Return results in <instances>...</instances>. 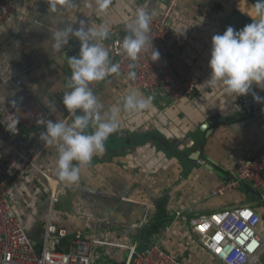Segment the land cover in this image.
Here are the masks:
<instances>
[{"label":"crops","instance_id":"1","mask_svg":"<svg viewBox=\"0 0 264 264\" xmlns=\"http://www.w3.org/2000/svg\"><path fill=\"white\" fill-rule=\"evenodd\" d=\"M11 1L15 13L0 25V90L16 104L33 98L53 120L68 116L62 96L71 72L61 55H78L80 45L73 39L62 54L54 53L50 29L75 26L81 19L91 28L107 26L109 37L100 42L106 49L113 39L130 34L139 9L159 14L167 2L111 0L107 9L100 10L96 0H75V7L61 0ZM240 3L248 4L246 0H177L175 26L187 42L194 95L172 99L162 90L140 92L153 98L151 106L128 112L123 101L130 88L119 77L111 74L90 85L95 86L102 111L119 105L121 112L118 130L106 140L104 153L81 167L78 183L59 179L57 145L39 140L44 127L14 135L0 123V140L8 145H0L2 157L17 163L9 146L21 153L32 149L38 153L39 170L66 187L50 209L49 185L39 172L30 170L9 194L20 224L37 246L50 221L66 232L57 246L59 252L68 250L76 231L94 241L91 264H124L130 247L141 251L154 243L182 264H219L194 238L190 221L242 206L256 209L263 217L264 200L250 196L248 189L209 196L210 190L235 177L240 165L264 147V104L255 103L251 94L235 98L222 83H205L211 75L212 37L229 26L240 30L253 22ZM50 4L56 5L55 12ZM253 92L264 97L260 88L254 86ZM50 104L57 105L58 111L52 112ZM4 107L11 108L8 103ZM216 117L233 120L212 125ZM261 192L264 198V189ZM261 228L264 237V222Z\"/></svg>","mask_w":264,"mask_h":264},{"label":"built area","instance_id":"2","mask_svg":"<svg viewBox=\"0 0 264 264\" xmlns=\"http://www.w3.org/2000/svg\"><path fill=\"white\" fill-rule=\"evenodd\" d=\"M177 0H167L159 14L152 13L149 38L159 51L160 59H151L152 47L145 48L135 61L131 60L122 47L124 38H115L106 46L110 61L119 66L116 75L130 89L154 93L165 91L172 99L188 98L195 94L194 71L187 57V42L182 31L175 26L174 12ZM15 13L11 0H0V25L6 23ZM8 19V20H7ZM7 20V21H6ZM131 66V67H130ZM134 73L135 78H130ZM111 75V74H110ZM92 90L95 86L91 87ZM2 115V120H19L14 135L22 130L44 127L52 119L49 112L33 98L16 104ZM6 126V125H5ZM0 145H7L0 140ZM10 150L17 158L12 163L0 155V264H91L94 241L85 239L81 232L70 239L66 252L57 251L60 240L66 232L57 229L50 221L45 226L42 243L37 246L27 235L15 213V204L10 192L19 184L28 171L41 174L50 189V209L64 192V183L55 184L37 166L38 153L32 149L21 153ZM54 184V185H53ZM245 188L260 194L264 189V147L255 150L237 170L236 176L209 192L210 197H222L227 191ZM51 211V210H50ZM191 231L200 246L219 264H263L264 237L263 218L250 206L224 209L201 214L190 221ZM39 249V250H38ZM124 264H182L173 255L166 253L154 243L141 251L134 245Z\"/></svg>","mask_w":264,"mask_h":264},{"label":"clouds","instance_id":"3","mask_svg":"<svg viewBox=\"0 0 264 264\" xmlns=\"http://www.w3.org/2000/svg\"><path fill=\"white\" fill-rule=\"evenodd\" d=\"M100 10H105L111 0H96ZM61 3L75 7V0H61ZM52 12L56 5L50 4ZM253 22L236 30L229 26L223 34L212 37V50L209 60L210 78L205 82L209 86L217 83L224 85L225 91L236 97L252 95L257 104H264V97L253 92V87L264 90V0H255L252 11L248 14ZM152 13L139 9L134 27L125 36L122 47L128 57L135 61L138 55L148 46L153 51L151 59L157 62L160 53L150 41V22ZM52 41V51L62 54L63 50L75 39L79 42V53L74 56L61 55L67 62L70 76L66 78L62 105L68 116L59 120L49 119L39 134V140L44 145H57L56 172L61 181L75 184L80 181L81 167L91 163L93 157L103 154L105 142L119 127L121 107H111L102 111L103 105L90 87L94 82L104 81L110 74H115L119 66L110 61L108 51L101 46V41L108 39L109 29L99 25L96 28L88 26L87 21L81 19L78 25H57L49 31ZM131 67V66H130ZM130 78H135L130 73ZM33 91L37 86L33 85ZM5 91L0 90V112L5 113L6 103L16 108L15 100H8ZM152 97L145 98L137 89H130L123 101V110L143 111L152 104ZM52 112L58 107L50 104ZM6 125V130L14 132L19 120L16 118L0 120Z\"/></svg>","mask_w":264,"mask_h":264},{"label":"water","instance_id":"4","mask_svg":"<svg viewBox=\"0 0 264 264\" xmlns=\"http://www.w3.org/2000/svg\"><path fill=\"white\" fill-rule=\"evenodd\" d=\"M239 1H241V0H239ZM247 1V5L249 6V7H252V5L255 3V0H246ZM244 5H246V3L244 4ZM244 5H241V3H240V7L241 6H244ZM250 20H252V19H250ZM253 21V20H252ZM231 120H233L232 118H225V119H223V118H220V117H216V118H213V119H211V124L212 125H214V124H217V123H222L223 121H231ZM22 132L23 133H27L28 131H26V130H22ZM262 193V192H261ZM260 193V194H261ZM248 194L250 195V196H252V195H255V192L253 191V190H248ZM258 193H256V195H257ZM263 222H264V215H263ZM39 250V249H38Z\"/></svg>","mask_w":264,"mask_h":264},{"label":"bare ground","instance_id":"5","mask_svg":"<svg viewBox=\"0 0 264 264\" xmlns=\"http://www.w3.org/2000/svg\"><path fill=\"white\" fill-rule=\"evenodd\" d=\"M242 7V8H241ZM240 7V9L242 10V11H246V12H248V13H251V9H248L247 7H248V5L246 4V5H244V6H241ZM248 9V10H247Z\"/></svg>","mask_w":264,"mask_h":264},{"label":"trees","instance_id":"6","mask_svg":"<svg viewBox=\"0 0 264 264\" xmlns=\"http://www.w3.org/2000/svg\"><path fill=\"white\" fill-rule=\"evenodd\" d=\"M158 137V136H157ZM159 138V137H158ZM159 142L161 143V144H163L164 142L162 141V139H159Z\"/></svg>","mask_w":264,"mask_h":264}]
</instances>
